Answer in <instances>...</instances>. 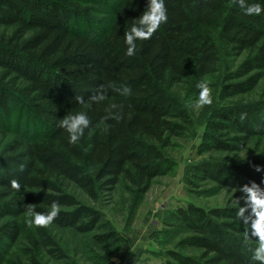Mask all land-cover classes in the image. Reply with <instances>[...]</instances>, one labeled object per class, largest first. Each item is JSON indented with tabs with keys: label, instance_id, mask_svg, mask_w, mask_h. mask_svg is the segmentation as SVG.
<instances>
[{
	"label": "trees",
	"instance_id": "trees-1",
	"mask_svg": "<svg viewBox=\"0 0 264 264\" xmlns=\"http://www.w3.org/2000/svg\"><path fill=\"white\" fill-rule=\"evenodd\" d=\"M105 2L104 24L80 29L76 21L91 16L78 0H0V29L10 31L0 34V114L8 116L21 105L44 128L39 135L12 139L0 151V264L22 237L20 219L28 216L29 205L47 212L58 201L60 213L50 227L92 235L96 243L119 239L103 214L75 191L98 202L124 182L143 195L156 178L170 174L174 163L165 150L190 125L188 108L174 90L188 88L196 99L197 83L216 75L223 57L230 59L227 98L249 94L264 81V14L246 16L232 0H166L168 23L150 39L138 40L136 55L128 57L124 33L147 10L148 0ZM101 84L104 101L77 103L76 96L87 101ZM124 84L132 95L109 87ZM113 103L120 119L105 120ZM79 111L91 124L71 145L59 121ZM260 114L246 107L220 110L201 152L243 151L250 140L264 137ZM228 132L237 135L232 143L222 140ZM191 175L236 193L253 182L264 189V155L242 162L208 159L194 165ZM12 180L20 189L12 188ZM239 207L188 204L174 210L170 216L186 234L179 247L198 255L168 251L167 256L174 264H253L256 240L245 242L248 226L236 215ZM28 241L27 264H42L38 252L51 260L67 258L47 228L34 227Z\"/></svg>",
	"mask_w": 264,
	"mask_h": 264
},
{
	"label": "rangeland",
	"instance_id": "rangeland-1",
	"mask_svg": "<svg viewBox=\"0 0 264 264\" xmlns=\"http://www.w3.org/2000/svg\"><path fill=\"white\" fill-rule=\"evenodd\" d=\"M78 1L82 7L90 9L91 19L88 21L80 18L76 25L80 29H89L91 23L94 27H101L108 16V2ZM9 32L0 29V34ZM223 61L219 72L208 79L212 89L211 105L195 109L189 105L190 100H195L190 95V89L179 86L174 90L182 104L188 108L190 125L181 136L172 139V145L165 150L174 163L170 174L156 178L143 195L136 189L131 190L124 182L111 197H101L98 202H92L75 191L82 202L96 207L103 214L119 239L111 243H96L92 235L79 236L70 230L48 226L51 236L62 247L67 258L64 261L51 260L43 252H38L37 257L42 264H174L167 256L168 251L195 257L198 255V252L191 249L179 247V241L186 234L181 224L170 216L174 210L188 204L207 210L244 205V193L195 181L191 175L194 165L208 159L242 162L264 155V137L250 140L241 152H201L204 151L203 143L209 142L208 135L213 133L209 130L210 126L217 122L216 114L220 110L246 107L251 111H258L264 117V81L249 94L227 98L224 78L230 59L223 57ZM43 131L42 124L31 117L23 106L14 105L8 116L0 114V151L14 138L39 135ZM228 133L222 140L232 143L237 135ZM28 219L29 216L20 219L22 237L14 247L8 249L5 264H27L24 249L30 246L28 238L34 234V227L28 225Z\"/></svg>",
	"mask_w": 264,
	"mask_h": 264
},
{
	"label": "clouds",
	"instance_id": "clouds-1",
	"mask_svg": "<svg viewBox=\"0 0 264 264\" xmlns=\"http://www.w3.org/2000/svg\"><path fill=\"white\" fill-rule=\"evenodd\" d=\"M233 4L238 5L241 11L246 16L260 17L264 14V0H257L255 3H247V0H232ZM169 21V10L166 0H148L147 10L140 16L136 23L132 24L130 29L124 33V43L126 45L125 55L132 57L137 53V41H145L150 39L162 25H166ZM114 91L122 96L132 95V88L127 85L115 87L109 85ZM196 87L199 89L198 97L194 101H189V105L195 109H200L205 105H211L213 102L212 89L210 83L201 79ZM107 97L105 85L101 84L99 89L92 94L86 101L83 96H76L78 104L90 106L91 102L99 103ZM116 104H111L105 109L107 115L105 120L109 118L120 119L116 109ZM246 113L240 114V119L243 120ZM91 121L85 111H79L74 114H68L59 121V127L67 132V141L71 145L77 144L85 135V130L89 128ZM24 165H20V170L23 171ZM260 171V168H257ZM11 186L14 189H20L21 185L17 180L11 181ZM241 191L244 193V205L240 206L236 215L241 219L245 228L244 240L255 239L256 246L251 249V261L253 264L259 262L264 264V189L253 182L250 186L244 185ZM60 204L58 201H53L47 212H37L34 207L29 205L27 215L29 219L27 223L30 227L47 228L50 226L60 213ZM250 209V211H249ZM246 213H248L246 215ZM250 224V227H249Z\"/></svg>",
	"mask_w": 264,
	"mask_h": 264
}]
</instances>
